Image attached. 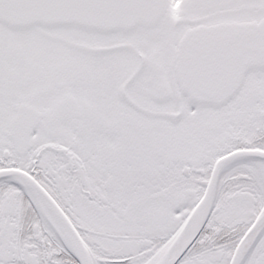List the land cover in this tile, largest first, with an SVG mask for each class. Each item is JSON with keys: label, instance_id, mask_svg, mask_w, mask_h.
Returning <instances> with one entry per match:
<instances>
[{"label": "snow or ice", "instance_id": "obj_1", "mask_svg": "<svg viewBox=\"0 0 264 264\" xmlns=\"http://www.w3.org/2000/svg\"><path fill=\"white\" fill-rule=\"evenodd\" d=\"M0 264H264V0H0Z\"/></svg>", "mask_w": 264, "mask_h": 264}]
</instances>
